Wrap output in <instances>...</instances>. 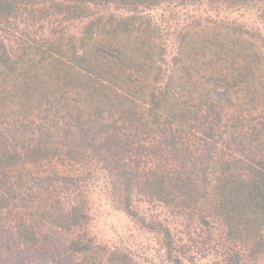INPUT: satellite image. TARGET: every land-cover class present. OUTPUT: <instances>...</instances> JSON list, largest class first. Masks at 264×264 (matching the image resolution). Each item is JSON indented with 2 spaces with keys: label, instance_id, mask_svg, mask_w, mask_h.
Returning a JSON list of instances; mask_svg holds the SVG:
<instances>
[{
  "label": "trees",
  "instance_id": "obj_1",
  "mask_svg": "<svg viewBox=\"0 0 264 264\" xmlns=\"http://www.w3.org/2000/svg\"><path fill=\"white\" fill-rule=\"evenodd\" d=\"M200 5L264 21V0H0V226L20 244L53 228L75 264H138L91 235L103 180L172 264L193 260L183 236L264 264V34L150 14Z\"/></svg>",
  "mask_w": 264,
  "mask_h": 264
},
{
  "label": "rangeland",
  "instance_id": "obj_2",
  "mask_svg": "<svg viewBox=\"0 0 264 264\" xmlns=\"http://www.w3.org/2000/svg\"><path fill=\"white\" fill-rule=\"evenodd\" d=\"M175 12L182 24L191 17H212L235 22L264 34V21L252 9L211 10L208 5L161 8L152 11L151 16L158 22L164 21ZM105 182L101 180L90 191L92 214L91 235L98 244L110 250H119L129 254L138 264H172L162 246L161 237L141 227V223L118 209L111 201ZM135 210L149 221L161 220L172 231L178 227L177 221L169 218L168 210L155 203L135 201ZM175 233V231H173ZM189 244L188 255L193 258L186 264H228L226 257L218 251H207L199 245L197 237L191 241L183 236ZM197 242V243H196ZM76 258L67 248V239L60 230L49 229L44 233L40 246L28 248L19 243L9 228L0 226V264H75Z\"/></svg>",
  "mask_w": 264,
  "mask_h": 264
}]
</instances>
